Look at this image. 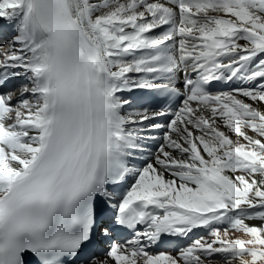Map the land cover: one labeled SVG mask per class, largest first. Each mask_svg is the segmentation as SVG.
I'll return each instance as SVG.
<instances>
[{
  "label": "snow or ice",
  "instance_id": "snow-or-ice-1",
  "mask_svg": "<svg viewBox=\"0 0 264 264\" xmlns=\"http://www.w3.org/2000/svg\"><path fill=\"white\" fill-rule=\"evenodd\" d=\"M0 264H264V0H0Z\"/></svg>",
  "mask_w": 264,
  "mask_h": 264
}]
</instances>
